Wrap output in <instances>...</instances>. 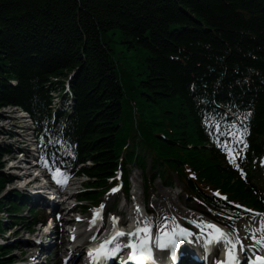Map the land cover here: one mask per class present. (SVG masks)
Listing matches in <instances>:
<instances>
[{"label":"trees","instance_id":"1","mask_svg":"<svg viewBox=\"0 0 264 264\" xmlns=\"http://www.w3.org/2000/svg\"><path fill=\"white\" fill-rule=\"evenodd\" d=\"M0 30V108L45 117L50 87L73 72L77 114L63 124L97 179L111 171L113 150L138 135L180 176L197 173L186 180L192 192L205 178L224 183L197 148L200 107L210 99L252 104L253 128L264 134V0H0ZM110 37L143 50V60L130 66L121 50L124 65L114 63ZM11 74L15 86L6 83ZM121 74L130 76L118 86Z\"/></svg>","mask_w":264,"mask_h":264},{"label":"snow or ice","instance_id":"2","mask_svg":"<svg viewBox=\"0 0 264 264\" xmlns=\"http://www.w3.org/2000/svg\"><path fill=\"white\" fill-rule=\"evenodd\" d=\"M214 127H216L217 131H219V122H216ZM246 132V128L241 132L235 130V125H232L226 132V135L233 137V139L239 137L240 141L243 142V135ZM49 143H60V141L50 140ZM223 150L227 154L229 162L233 163L234 166L239 167L235 164L234 149L225 145ZM45 167L47 168L48 165L45 164ZM57 174H61V169L55 168L52 173V179L61 186L65 185L67 183V177L62 174L58 176ZM116 191H118V187L110 189V192ZM215 195L220 196V193L217 192ZM103 208L104 205L101 204L99 209L93 210L92 223L96 222L97 217H102ZM136 210L139 212L138 205ZM259 215L264 214H254V218ZM77 219H80V217H77ZM112 219L113 232L110 237L99 245L89 248L88 250L89 256L94 261H103L121 252L123 248L119 244V238L126 235L128 237V241L123 247H127L129 249L128 261H131L132 264H149V262H153V246L160 250H167L170 253L172 264H175L177 260V249L181 246L182 242L189 240V238L194 235L189 228L182 226L177 221L176 217H172L170 220L167 217L163 218V224L160 226L155 238H153L152 234L153 225L147 218H145L142 222L137 220V226L134 231L128 233L117 231L116 222L118 218L113 217ZM229 219H231V217H229ZM253 222H255V219H253ZM189 223L200 230L201 235L198 236V238H201V242L204 244V250L206 252L209 249L218 246H222L224 248L225 259L223 261H218L217 264H238L235 252L238 249L242 250L245 247L238 230L234 229V235H232L225 232L214 222L204 220L197 221L193 219L189 221ZM256 232L260 233L259 237L256 236ZM250 235L254 243L249 247L255 250V258L251 259L249 264H264V220L260 221L259 227L253 230ZM92 239H95V237H92ZM125 264H127V262H125Z\"/></svg>","mask_w":264,"mask_h":264},{"label":"bare ground","instance_id":"3","mask_svg":"<svg viewBox=\"0 0 264 264\" xmlns=\"http://www.w3.org/2000/svg\"><path fill=\"white\" fill-rule=\"evenodd\" d=\"M185 12H187V11H185ZM187 17L190 19V18H192V19H194V20H197L196 19V16L194 15V14H192V12H187ZM170 31H172L173 29L172 28H170L169 29ZM0 32H2V30H0ZM108 34V33H107ZM149 35V34H148ZM128 41L130 42V43H133L131 40H129L128 39ZM109 42H110V45L107 47V49H112V53H115V51H114V48H113V43H114V41L112 42V38L110 37L109 38ZM125 50H128L127 49V46H126V48H125ZM125 53H126V51H125ZM118 54H120V56H121V59H122V57H123V53H119V52H117L116 53V59H114L113 60V62L114 63H119L120 62V59L118 58ZM13 59H14V57H13ZM130 66H137V64H133V63H131V65ZM131 69H134L133 67H130ZM10 69V66L7 64V70H9ZM127 73H128V71H127ZM128 76H130V74H127ZM4 76H5V74H4ZM3 76V77H4ZM128 76H126V77H123L122 78V74H121V76L120 77H118L117 78V82H114L116 85H122V81L123 82H125L129 77ZM5 80H6V83L7 84H9V85H11V86H15L16 84H17V77L14 75V74H11L10 75V77L9 76H6L5 77ZM66 95H72V92H69V93H65ZM62 95V94H61ZM139 98L140 99H142V96H139ZM54 103H56V105H57V103H60V107L61 108H68V109H73V114H77V107H76V103L75 102H72V101H68V100H64V99H61L60 101H58V98H51L49 101H48V105H52V104H54ZM176 105H184V103L182 102V101H178L177 103H175ZM204 106H206V107H209V106H207V105H204ZM3 107H8V109H4V110H2V112H5V111H7L8 110V113H3V114H7L6 116H3L2 115V119L1 120H4V121H10L9 119H11V121L13 120V125L15 126L16 125V121L17 122H21V121H25V116H24V112H21V113H18V115H15V118H13V116H11L12 115V113H14V111H15V108H14V106L13 105H9V106H3ZM48 107H46V109H47ZM52 108H54V107H50V108H48L47 109V111H45V113H44V115L45 116H48L49 118H51V119H53V120H55L57 123L59 122V118H63L64 116L63 115H60V114H57V112L56 111H53V110H51ZM24 111H27V110H25L24 109ZM28 112V111H27ZM24 113V114H23ZM29 113V112H28ZM16 120V121H15ZM20 128H22V126H20ZM24 128V127H23ZM139 138H141V136H139ZM0 147L4 150L3 152H5V151H7L6 150V148H5V146H4V144H0ZM31 172H32V168L31 167H29L28 169H27V171L26 172H22V174H21V176H20V179H18V181L19 182H22V181H24V182H26L28 179H29V177H30V175H31ZM28 175H27V174ZM25 188V187H24ZM159 199L156 201V202H154L153 203V205L155 206L154 208H155V212L153 213V215L154 216H156L157 215V212L158 211H160V209H162V208H160V204L161 203H164V201H162V199L163 200H166L167 202H169V200L171 199V197H170V195L169 194H167V193H163V194H161V197H158ZM139 203H142V201L141 202H138V197H137V193H134V200H133V205L137 208V205L139 206V212H137V210H136V208H134V213L136 214V215H142V214H144L143 213V210H141V207H140V204ZM170 203V202H169ZM158 205H159V207H158ZM126 208V209H125ZM128 209H129V206H128V204H126L124 207H123V211H125V213H127L128 212ZM163 209H169L170 211H171V213L173 214V216L174 217H179V218H182V217H185V218H190L191 217V215L190 214H188V213H184V212H181V211H179V210H177L176 209V207H175V205L174 204H172L169 208H163ZM145 211V210H144ZM146 212V211H145ZM131 221V216H128V218H127V222H130Z\"/></svg>","mask_w":264,"mask_h":264},{"label":"rangeland","instance_id":"4","mask_svg":"<svg viewBox=\"0 0 264 264\" xmlns=\"http://www.w3.org/2000/svg\"><path fill=\"white\" fill-rule=\"evenodd\" d=\"M113 31H110V32H108V34H111ZM115 32V31H114ZM113 48H114V51H115V57H117L116 56V53L117 52H119V51H121L122 50V52L123 51H126V56L128 57V58H130V57H132V59H130V61L133 63V64H135V63H137V61H141V60H143V58H144V56H145V52L143 51V50H139V51H134V50H132V49H128V50H125V48H126V45H124V44H120L119 43V41L117 40V41H115L114 43H113ZM118 58L120 59V62H122V65H124V62H125V59H124V57H122V59H121V56H120V54H118ZM73 74V72L70 74V75H72ZM58 85H60L59 83H57ZM53 95H58L57 93H54ZM64 98V100H66V96H59L58 97V101H60L61 99H63ZM69 101V100H68ZM66 110H69L68 108L66 109ZM3 113H8V110L7 111H5V112H3ZM2 113V110L0 111V115H1V117H2V115L3 116H6L7 114H3ZM15 115H17L16 114V112H14V113H12V115L11 116H15ZM15 118V117H14ZM16 121V120H15ZM10 123H12V122H10ZM26 123V125H28V126H31L30 125V123L28 122V121H26V122H23V121H21V122H17L16 121V125L14 126V128L9 124V123H5L3 120H0V133L1 132H4V131H6V132H10L11 134H16L17 132H21L22 131V129L21 130H19V126L21 125V124H25ZM13 124V123H12ZM25 132V131H24ZM9 141V142H12V147L13 148H16V147H20V146H23L24 145V141L23 140H21L19 137H17L16 135H15V141L11 138V136H3V135H0V144H5V142H7V140ZM13 159V158H12ZM6 168H8V163L6 162ZM5 168V170H7ZM129 171H130V175L132 174V175H135L136 177H137V180H139L140 181V179H141V177H143L142 176V174L140 173V171L139 170H137L134 166H130L129 167ZM10 174V173H9ZM11 175V174H10ZM15 175H11V177L13 178ZM147 176L149 177L150 176V173H148L147 174ZM15 178V177H14ZM130 183H131V180H130ZM17 183L16 182H14V183H12V184H9V185H7L6 186V188H5V190H4V192H3V194L4 195H6L5 197H6V199H8V197H12L13 196V194H14V191H16V189H14V188H16L17 186ZM159 185H160V183H159V181H156L154 184H153V186H154V188L156 189V188H159ZM21 216H26V218L28 217V215H27V213L26 212H23V214L21 215ZM22 229V226H20V224H17V226L16 227H14V229L13 230H11V231H15V233H14V235H13V237H12V240H14L15 242L17 241V242H19V243H21V242H24V238H25V232H24V230L22 231L21 230ZM7 236V235H6ZM7 242L8 243H11V242H13V241H9V239L7 240ZM16 254V253H15ZM17 257V256H16Z\"/></svg>","mask_w":264,"mask_h":264}]
</instances>
